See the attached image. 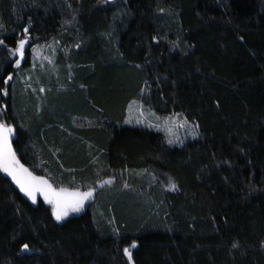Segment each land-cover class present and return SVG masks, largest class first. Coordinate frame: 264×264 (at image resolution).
<instances>
[{"label":"trees","instance_id":"16d2710c","mask_svg":"<svg viewBox=\"0 0 264 264\" xmlns=\"http://www.w3.org/2000/svg\"><path fill=\"white\" fill-rule=\"evenodd\" d=\"M0 41L21 163L56 189L111 181L56 221L0 171V264H264V0H0ZM49 44L58 76L31 78ZM133 101L198 137L126 125Z\"/></svg>","mask_w":264,"mask_h":264},{"label":"snow or ice","instance_id":"6c2138e0","mask_svg":"<svg viewBox=\"0 0 264 264\" xmlns=\"http://www.w3.org/2000/svg\"><path fill=\"white\" fill-rule=\"evenodd\" d=\"M27 32V28L24 29ZM3 43V41H0ZM27 41L21 39L17 43V47L14 50H10L12 55H18L21 58L24 55V48ZM20 60L16 61L19 65ZM12 77L9 76L8 80ZM7 83V81H5ZM43 91V89H41ZM5 94L6 91H5ZM128 122V121H126ZM182 126V125H181ZM12 129L7 127L4 123H0V171H3L19 186L20 190L25 193V195L32 198L35 203V194L40 193L43 195L44 200L52 206V215L55 217L56 221H61L65 219L69 213L79 212L84 206L85 202L93 196V189L81 192L79 190L69 191L65 188L56 189L49 183L47 179L41 176H35L28 168L24 167L20 163L19 159L16 157V153L12 150L9 143V134H11ZM170 144L171 140L168 141ZM111 181H106L110 183ZM175 189V185L171 186ZM136 245L133 244L132 247ZM234 247L236 245H233ZM28 245H23L22 250H27ZM124 253L131 259V254L128 248L124 249Z\"/></svg>","mask_w":264,"mask_h":264},{"label":"rangeland","instance_id":"374dc122","mask_svg":"<svg viewBox=\"0 0 264 264\" xmlns=\"http://www.w3.org/2000/svg\"><path fill=\"white\" fill-rule=\"evenodd\" d=\"M56 48L57 46L54 44H49L47 47H42L38 49L33 48L32 65L30 69L31 78L33 77L34 79L38 80L39 78H42L43 75L46 74L50 77L51 80H53L56 76H58L60 72V67L56 62L58 56V53L55 52ZM18 58L19 60L23 59V57L21 58L20 56H18ZM28 79L29 78H27V80ZM17 80H18L17 77H14L12 80L13 84H15ZM84 123L87 122L84 121ZM125 124L131 127L147 128L150 130L158 131L164 136L167 142L169 140L172 141L171 144L168 142L170 145H181L185 140L196 139L198 137L196 126L193 123L186 121L184 118H182V116L178 114L159 115L154 111H152L151 109L144 107L137 101H133L129 104L127 108ZM106 181L109 180H105L101 184L99 183L96 188H92V187L76 188L75 190H79L81 192L88 191L89 189H93L94 190L93 196L85 202L84 206L79 212L69 213L67 217L79 215L80 213H82L85 210L88 203L94 197L97 188L105 184ZM69 191H73V190H69ZM36 194H38L40 197L44 199L42 194L40 193H36Z\"/></svg>","mask_w":264,"mask_h":264},{"label":"water","instance_id":"95a60500","mask_svg":"<svg viewBox=\"0 0 264 264\" xmlns=\"http://www.w3.org/2000/svg\"><path fill=\"white\" fill-rule=\"evenodd\" d=\"M109 2H112V1H114V0H108ZM8 138H9V143H10V145H11V148H12V150L14 151V149H13V146H12V143H11V140H10V137L8 136ZM15 152V151H14ZM16 157H17V155H16ZM17 159H19L18 157H17ZM20 161V160H19ZM20 163H21V161H20ZM22 164V163H21ZM25 167V166H24ZM2 173H3V175L6 177V179L8 180V182L16 189V190H18L20 193H21V195L22 196H24V197H26V198H28V199H32V198H30L29 196H27V195H25V193L24 192H22L21 190H20V188H19V186L12 180V178L10 177V176H8L6 173H4L3 171H1ZM35 196H36V194H35Z\"/></svg>","mask_w":264,"mask_h":264}]
</instances>
